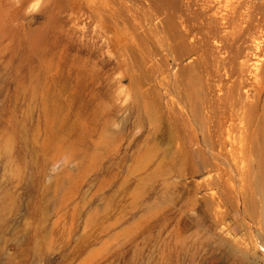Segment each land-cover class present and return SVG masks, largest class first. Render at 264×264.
Wrapping results in <instances>:
<instances>
[{
	"label": "rangeland",
	"instance_id": "rangeland-1",
	"mask_svg": "<svg viewBox=\"0 0 264 264\" xmlns=\"http://www.w3.org/2000/svg\"><path fill=\"white\" fill-rule=\"evenodd\" d=\"M0 264H264V0H0Z\"/></svg>",
	"mask_w": 264,
	"mask_h": 264
}]
</instances>
